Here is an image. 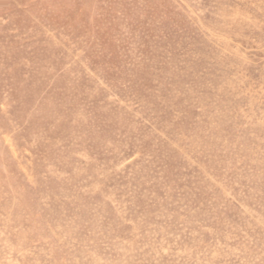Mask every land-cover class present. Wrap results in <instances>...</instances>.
<instances>
[{
    "label": "rangeland",
    "instance_id": "374dc122",
    "mask_svg": "<svg viewBox=\"0 0 264 264\" xmlns=\"http://www.w3.org/2000/svg\"><path fill=\"white\" fill-rule=\"evenodd\" d=\"M0 264H264V0H0Z\"/></svg>",
    "mask_w": 264,
    "mask_h": 264
}]
</instances>
